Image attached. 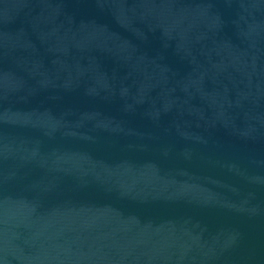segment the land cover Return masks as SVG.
<instances>
[{
  "label": "water",
  "instance_id": "obj_1",
  "mask_svg": "<svg viewBox=\"0 0 264 264\" xmlns=\"http://www.w3.org/2000/svg\"><path fill=\"white\" fill-rule=\"evenodd\" d=\"M0 264H264V0H0Z\"/></svg>",
  "mask_w": 264,
  "mask_h": 264
}]
</instances>
